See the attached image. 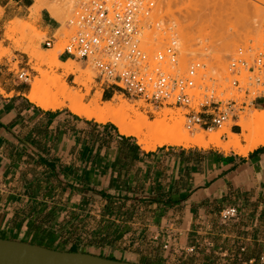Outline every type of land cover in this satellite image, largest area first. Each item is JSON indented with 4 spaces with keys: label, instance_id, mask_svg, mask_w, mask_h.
<instances>
[{
    "label": "crops",
    "instance_id": "obj_1",
    "mask_svg": "<svg viewBox=\"0 0 264 264\" xmlns=\"http://www.w3.org/2000/svg\"><path fill=\"white\" fill-rule=\"evenodd\" d=\"M31 5L0 0L1 48ZM12 62L0 58V239L132 264H261L264 146L146 150L111 123L37 106ZM227 207L237 218L224 222Z\"/></svg>",
    "mask_w": 264,
    "mask_h": 264
},
{
    "label": "built area",
    "instance_id": "obj_2",
    "mask_svg": "<svg viewBox=\"0 0 264 264\" xmlns=\"http://www.w3.org/2000/svg\"><path fill=\"white\" fill-rule=\"evenodd\" d=\"M153 6L151 0H80L68 22L75 32L62 44L58 59L90 63L99 88L110 90L112 97L121 94L152 107L182 109L186 130L220 128L237 116L236 100L224 103L216 96L219 80L209 56L184 54L175 30L163 39L151 30ZM54 43L50 37L42 46L52 49ZM227 62L229 78L221 80L228 89L243 94L252 106L256 100L264 102V45L238 48ZM17 79L27 82V72L20 70ZM219 217L224 222L235 220L237 210L227 207ZM259 262L264 264V258Z\"/></svg>",
    "mask_w": 264,
    "mask_h": 264
},
{
    "label": "rangeland",
    "instance_id": "obj_3",
    "mask_svg": "<svg viewBox=\"0 0 264 264\" xmlns=\"http://www.w3.org/2000/svg\"><path fill=\"white\" fill-rule=\"evenodd\" d=\"M117 1L121 2L124 0ZM151 1L154 2L151 11V30L158 32L162 39L166 37V34L170 30H175L180 33L184 44V54L190 53L191 58H195L197 55L203 57L204 54L209 56L215 63L214 66L217 70L215 77L219 80L216 96L224 103L236 100L237 108L239 109L236 112L237 116L232 117L220 128H213L211 131L199 128L186 130L183 118L184 111L182 109L176 107H152L121 94H117L121 96H115L110 101H112L114 106L120 103L123 105L124 103L127 107L142 114L149 122L158 121L161 118V114L167 111L169 113L167 118H175L182 121V133L187 134L189 137H192L195 133H204L205 135L220 134L219 139L221 143L226 144L232 140L226 129H228L229 133L235 134L237 137L240 136L241 128L236 125L239 117L247 113L252 115L255 111L261 113V111L254 109V106L250 104V99L244 100L243 94H237L234 90L228 89V84L225 82L229 78L227 59L229 56H233L238 48H256L262 44L264 45V0ZM33 2L34 0H31V3ZM79 2L80 0H72L70 11H68V16L70 15L69 19L68 17L65 19L63 15H60L58 18H52L46 10H41L38 14H33L30 8L18 12L21 18L12 21L18 22L20 26L18 25V29L14 34H11L10 38H7L5 35L6 29L3 28L2 30L5 47L2 46L1 48L0 46V58L7 57L9 60L12 59V69L16 73L19 72V69H24L29 77L27 81L29 87L36 77L41 78L40 75L42 73L47 78H60L72 91L73 95L83 96V105H89L97 101L99 106H103L106 102H102V91L95 80L97 74L90 63L85 64L78 60H68L62 63L58 60V63L60 62L61 65H55L49 60L40 62L34 58V54L37 53L42 54L43 58L46 55L52 54L58 56L62 44L75 32V29L69 26L68 22L74 16V11ZM0 10L2 9L0 8ZM41 17L50 18L53 27L51 31L40 25ZM145 33L148 32L146 31ZM50 37L55 38L54 47L46 49L42 46V43L46 38ZM33 40L36 41L34 44H32ZM186 60L187 58L181 60L182 64ZM64 65L72 66L76 69V73L70 74L64 68ZM85 67L87 68L83 70L82 68ZM221 78H225V80L223 81ZM79 79L81 81L77 82ZM44 86L42 91L47 90V85L45 84ZM100 92L101 97H98ZM242 102L245 104H242ZM256 105L258 107L262 106L261 102H258ZM60 108L67 109L65 106ZM132 138L139 142L137 138ZM240 139L241 146H246V143L242 141V137ZM147 142L151 143L152 141L148 138ZM140 145L146 149L143 144ZM167 145L169 144H165V146ZM190 147L224 150L213 143L208 144L207 147L195 145H190ZM154 148L150 147L146 150ZM230 150L235 149L231 147L227 151Z\"/></svg>",
    "mask_w": 264,
    "mask_h": 264
},
{
    "label": "bare ground",
    "instance_id": "obj_4",
    "mask_svg": "<svg viewBox=\"0 0 264 264\" xmlns=\"http://www.w3.org/2000/svg\"><path fill=\"white\" fill-rule=\"evenodd\" d=\"M71 4L72 0H34L30 10L33 14H38L41 10H46L52 18H58L60 15H63L65 19L67 17L69 19L70 15L68 16V11H70ZM18 25L19 23L16 21L7 24L5 27V35L7 38H10L11 34H14L18 29ZM35 42L33 40L32 44ZM43 57L40 53L34 54V58L40 62L49 60L52 64L61 65L60 62L58 63L56 54L46 55L45 58ZM64 68L70 74L76 73V69L70 65H64ZM40 77H36L30 85L27 98L31 102L43 109L51 110L65 106L76 115L93 119L98 123H111L118 129L120 134L137 138L139 140L138 143L143 144L146 149L163 146L165 144L183 147H190V145L207 147L208 144L213 143L225 151L232 147L241 155H246L249 151L259 146H264V109L260 110L261 113L255 111V113H251L252 115L247 113L240 116L236 122V125L241 128L240 136L237 137L235 134L229 133L228 129H226V132L232 137V140L226 144H222L219 139L220 134L205 135L204 133H195L192 137H189L187 134L182 133V121L180 119L167 118L169 114L167 111L162 114L160 113L161 118L158 121L149 122L142 114L127 107L124 103L123 105L120 103L114 106L112 101H110L104 103L103 106H99L97 101H95L92 104L83 105V96L73 95L72 91L60 78H47L42 73ZM80 81L81 79L77 82ZM45 84L47 85V90L42 91ZM98 97H101V93L98 94ZM240 137H242V141L246 143V146H241ZM148 138L152 141L151 143L147 142Z\"/></svg>",
    "mask_w": 264,
    "mask_h": 264
},
{
    "label": "water",
    "instance_id": "obj_5",
    "mask_svg": "<svg viewBox=\"0 0 264 264\" xmlns=\"http://www.w3.org/2000/svg\"><path fill=\"white\" fill-rule=\"evenodd\" d=\"M0 264H132L0 239Z\"/></svg>",
    "mask_w": 264,
    "mask_h": 264
}]
</instances>
